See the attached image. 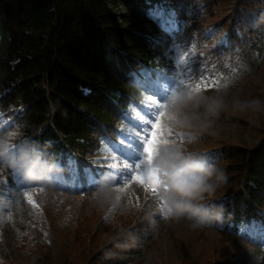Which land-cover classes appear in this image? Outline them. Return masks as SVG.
Segmentation results:
<instances>
[{
    "label": "trees",
    "instance_id": "trees-1",
    "mask_svg": "<svg viewBox=\"0 0 264 264\" xmlns=\"http://www.w3.org/2000/svg\"><path fill=\"white\" fill-rule=\"evenodd\" d=\"M177 4L0 0V104L20 107L17 112L27 129L22 132L52 154L62 169L59 178L72 180L69 161H75L81 179L85 168L102 169L99 165L106 161L101 157L113 146L107 132L123 119L129 103L139 99L148 77L156 78L169 67L164 43L174 38L167 23L176 19ZM179 28L180 38L195 30L182 29V24ZM226 43L206 49L211 62L203 76L210 82L223 54L232 56L243 47L232 28L226 31ZM206 77H198L197 83L208 84ZM223 153L230 160L227 167L233 165L237 173V187L231 188L228 180L222 185L230 191L228 198L214 203L224 205V219L211 227L232 236L246 234L248 241L264 245V132L252 148L231 146ZM254 225L260 226L259 235H254Z\"/></svg>",
    "mask_w": 264,
    "mask_h": 264
},
{
    "label": "rangeland",
    "instance_id": "rangeland-1",
    "mask_svg": "<svg viewBox=\"0 0 264 264\" xmlns=\"http://www.w3.org/2000/svg\"><path fill=\"white\" fill-rule=\"evenodd\" d=\"M176 2L184 8L188 22L195 29L187 41L190 50H181L179 45L168 48V55L177 67L184 66L191 58L195 59L205 48L224 46V32L233 22L239 24L238 32L255 29L261 24L264 26V0ZM196 42L200 49L195 47ZM245 54L250 62L232 75L227 83L203 91L211 94L216 90H227V106L213 125L194 140L178 131L168 137L170 141L184 143L188 150L204 154L215 162L224 170L233 189L237 187V173L233 165L227 167L230 160L220 154V149L242 145L252 148L264 132V46L259 48L254 65L247 49ZM222 58L227 60V54ZM161 76L163 82L153 83L167 88L172 76L165 71ZM158 90V87L149 89ZM233 98L241 101L258 99L262 105L258 110L251 105L233 107ZM140 104L139 108L129 109L128 122L120 128L115 146H127L124 137L141 128L147 133L141 118L152 117L155 112L145 91ZM11 110L15 111L11 104H0V134H7L12 139L10 145H17L19 140L27 137L22 132L27 129L25 126L19 129L17 123L5 117ZM177 134H182L183 138ZM110 159L109 164H123L122 158L113 155ZM14 178L17 188L13 194H8L4 182H0V264H227V260H236L237 257L238 262L242 261L239 264H257L260 261L264 264V253L248 244L243 237L235 238L218 228L192 229L184 219L174 220L165 216L159 210V200L151 189L136 180H130L124 186L126 174L117 176L121 181L117 185L122 189L120 200L104 209L92 203L93 192L81 196L55 190L49 183H26L20 176ZM21 183L38 207L23 196ZM229 193V189L221 187L212 201L223 200ZM128 227H133L130 233L121 235ZM116 239L120 242L115 250L107 248L109 241Z\"/></svg>",
    "mask_w": 264,
    "mask_h": 264
},
{
    "label": "clouds",
    "instance_id": "clouds-1",
    "mask_svg": "<svg viewBox=\"0 0 264 264\" xmlns=\"http://www.w3.org/2000/svg\"><path fill=\"white\" fill-rule=\"evenodd\" d=\"M227 90L220 89L207 93H191L188 88L177 92L174 99L167 101L170 119L166 124L174 131L183 132L194 140L203 130L213 125L227 106ZM233 107L255 106L258 110L262 102L258 99L231 100ZM12 139L0 134V166L19 175L26 183H49L53 176L62 171L60 165L38 142L23 139L17 142L14 151L9 150ZM47 143V142H46ZM167 185L161 190V197L170 209L168 217L184 219L192 229H203L221 223L224 219V205L214 203L212 197L227 182L224 170L204 154L187 149L186 144L170 141L160 146L152 161ZM114 178L105 173L98 178L92 194V203L100 209L115 204L116 193L112 191Z\"/></svg>",
    "mask_w": 264,
    "mask_h": 264
},
{
    "label": "snow or ice",
    "instance_id": "snow-or-ice-1",
    "mask_svg": "<svg viewBox=\"0 0 264 264\" xmlns=\"http://www.w3.org/2000/svg\"><path fill=\"white\" fill-rule=\"evenodd\" d=\"M185 59L187 57L185 56ZM188 77L195 76V70L189 65L187 67ZM187 79V78H185ZM185 79H180L179 82H175V87L172 83L168 84L165 88L162 85H157L152 82V77H148L147 84L145 86V92L149 94V99L153 104V111L155 115L152 117H142V124L148 129L147 133L143 132L141 128L139 131H135L131 136H125L127 140V146L124 144H118L113 149V155L117 158L123 159L122 166L119 164H109L108 171L114 178L112 185V191L116 193L115 199L120 200L119 193L122 190L119 185L120 180L117 179L118 175H125L127 179L124 180V186L126 187L130 180H136L142 183L147 189H151L152 193L158 198L160 203V211L168 216L170 209L167 208L166 201L161 197L160 193L163 189L167 191V185L164 183L163 178L158 169L152 167V161L158 154L160 146L170 142L168 137L174 134V130L166 124V121L170 119L168 113L167 101L174 99L177 92L184 88ZM209 85L203 83H194L191 87V93H199L203 89H206ZM213 86L220 87L216 82H213ZM158 87V91H149L150 88ZM161 100L165 102H161ZM181 139L183 138L182 134ZM9 150L16 149L17 145H9ZM69 170L72 172L71 181H63L64 183H71L74 187L83 191L84 187L95 186L98 182V178L104 174L105 169H99L93 171L89 168L84 169V178L81 179L79 171L76 169L75 162L69 161ZM13 177H19L15 172H11ZM20 187L23 188V196L27 198L28 202L33 204L34 207H38L35 201L32 199L30 192L21 183Z\"/></svg>",
    "mask_w": 264,
    "mask_h": 264
}]
</instances>
